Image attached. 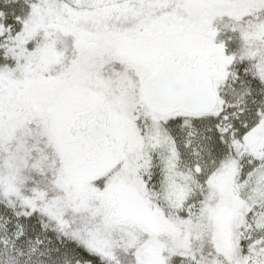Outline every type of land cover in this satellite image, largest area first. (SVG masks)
<instances>
[{
  "label": "snow or ice",
  "instance_id": "obj_1",
  "mask_svg": "<svg viewBox=\"0 0 264 264\" xmlns=\"http://www.w3.org/2000/svg\"><path fill=\"white\" fill-rule=\"evenodd\" d=\"M0 264H264V0H0Z\"/></svg>",
  "mask_w": 264,
  "mask_h": 264
}]
</instances>
